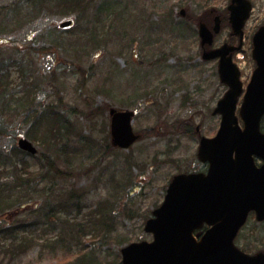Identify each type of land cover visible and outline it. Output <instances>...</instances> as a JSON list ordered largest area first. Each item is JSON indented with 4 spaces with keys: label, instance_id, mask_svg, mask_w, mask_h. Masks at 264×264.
<instances>
[{
    "label": "rangeland",
    "instance_id": "1",
    "mask_svg": "<svg viewBox=\"0 0 264 264\" xmlns=\"http://www.w3.org/2000/svg\"><path fill=\"white\" fill-rule=\"evenodd\" d=\"M9 1L0 0V62L7 64H1L0 82L10 81L15 97L0 107V115L8 124L30 122L54 106L68 117L60 123L74 138L61 146L79 151L66 159L60 145L44 144L53 119L35 125L37 141L28 139L39 153H50L66 177L40 181L38 159L24 157L37 182L0 187L27 206L0 217V264H71L82 251L73 225L88 250H95L96 264H120L124 246L152 239L144 227L172 178L203 169L197 131L207 138L217 134L221 117L212 113L227 87L218 61L203 60L198 30L200 23L214 26L219 16L222 31L214 47L232 41L231 0H86L80 22L68 30L54 26L68 20L66 14L43 18L32 11L31 0L16 6ZM249 1L253 12L243 49L234 56L245 87L256 67L252 38L264 25V0ZM9 37L15 44L8 47ZM111 108L137 111L133 128L142 138L129 150L108 142ZM108 212L115 219L99 235L91 221L99 224ZM237 245L250 254L264 251V222L253 215Z\"/></svg>",
    "mask_w": 264,
    "mask_h": 264
},
{
    "label": "water",
    "instance_id": "2",
    "mask_svg": "<svg viewBox=\"0 0 264 264\" xmlns=\"http://www.w3.org/2000/svg\"><path fill=\"white\" fill-rule=\"evenodd\" d=\"M233 32L240 37V46L224 45L205 51L203 58H220L221 80L230 90L214 111L222 115V124L213 139H202L199 158L210 164L208 175H181L174 179L165 203L154 212V219L146 224V232L153 233V243H134L122 250L123 264H264V254L249 256L234 245L239 229L251 211L264 220V163L256 165V158L264 162V134L260 122L264 115V27L253 38V58L257 69L248 85L240 116L236 117L239 97L243 93L240 72L233 63L232 53L242 48L244 27L252 5L247 0H232L229 7ZM73 21L64 22L68 28ZM221 31L220 20L211 31L200 25L202 46H212ZM112 142L127 149L139 136L132 127L133 112L111 110ZM22 150L36 153L26 139L19 140ZM204 223L212 226L197 242L195 230Z\"/></svg>",
    "mask_w": 264,
    "mask_h": 264
},
{
    "label": "trees",
    "instance_id": "3",
    "mask_svg": "<svg viewBox=\"0 0 264 264\" xmlns=\"http://www.w3.org/2000/svg\"><path fill=\"white\" fill-rule=\"evenodd\" d=\"M20 0H10V5L16 6ZM86 0H31L33 4L32 11L35 12L39 17L47 18V16L52 15L54 12L66 14L68 20H71L72 17L80 22V18H82L81 11L84 12V7L81 9V5ZM88 2H94L95 0H87ZM77 4V8L73 9L71 5ZM63 7H66L64 9ZM35 10V11H34ZM58 10V11H56ZM60 10H65V13ZM83 14V13H82ZM8 47L15 44L12 37L7 39ZM1 58V57H0ZM2 66H6V63L0 62V76L2 75ZM55 79L54 77L51 79ZM29 88H32L34 83L27 81ZM13 84L10 81L5 83L0 82V107L3 106L7 101H12V98L15 97L12 90ZM39 104V103H38ZM53 119L54 123L51 126H48L45 132V137L48 138V141H43L44 144H50V146L61 145L62 141L65 140V143H73L74 138L72 137L71 132L67 127L63 126L60 121L61 119H68L66 115L60 110H54V106H47L46 109L43 108L39 112V117L34 121L28 122L24 120L22 122H12L8 124L0 115V145L1 141L4 139L12 140L11 146H3L0 147V187L3 185H14L15 187H26L29 186L33 182H37V180L32 179L31 173L28 172L26 168V162L23 160L26 157V153L22 152L17 146V139L21 136L28 137L31 140L37 141L33 136L34 127L37 124H42L46 119ZM24 124V127L23 125ZM56 141L57 143H53ZM108 142L111 144V135L109 133ZM88 146V145H87ZM7 148V149H6ZM59 148V147H58ZM58 150V149H57ZM78 149L67 147V152L63 149L59 152H62L66 159H69L70 156L73 157L78 154ZM40 174H38V179L40 181H44L46 179L58 178L63 179L66 177L64 170L60 169L58 163L55 161L54 157L47 153L44 150H41L38 157ZM24 173H23V172ZM2 181V182H1ZM8 183V184H4ZM26 205H24L23 199L20 197H15L12 200V196L7 195L5 190L0 191V217L5 216L7 214H12L17 211H22L26 209ZM101 209L95 211V215L100 212ZM105 215V214H104ZM98 216H101L99 214ZM94 218V216H93ZM115 219V216H112V213L109 212L103 217L99 224H95L94 221H91V224L97 230L99 235H102L106 232L107 227L111 224ZM74 238L76 240L77 245H82V251L78 253L75 257L76 259L71 262V264H96L95 250L89 251V245H86L81 238L82 231L77 230V226L73 225ZM92 237V241H89L90 244H94L96 237H94L93 233H89ZM64 264H70V262H66Z\"/></svg>",
    "mask_w": 264,
    "mask_h": 264
},
{
    "label": "bare ground",
    "instance_id": "4",
    "mask_svg": "<svg viewBox=\"0 0 264 264\" xmlns=\"http://www.w3.org/2000/svg\"><path fill=\"white\" fill-rule=\"evenodd\" d=\"M21 138L19 137L18 139H17V146H18V148L20 149V146H19V140H20ZM27 139V138H26ZM31 144H32V146H33V148L36 150V153L35 154H32V153H30V152H27V151H23V150H21L22 152H24V153H26V158H28V157H31V158H33L34 160H36V159H38V157H39V150H38V148L35 146V144L33 143V142H31L29 139H27ZM65 143V140H63L62 141V143H61V145L62 144H64ZM59 146V148H58V150H62L63 149V151L65 150L66 152H67V147H65V146ZM86 168H88V169H90L91 167H86Z\"/></svg>",
    "mask_w": 264,
    "mask_h": 264
},
{
    "label": "flooded vegetation",
    "instance_id": "5",
    "mask_svg": "<svg viewBox=\"0 0 264 264\" xmlns=\"http://www.w3.org/2000/svg\"><path fill=\"white\" fill-rule=\"evenodd\" d=\"M212 26V25H211ZM231 40L232 41H229V42H233L234 41V37L231 35ZM230 40V39H229ZM228 42V43H229ZM231 44V43H230ZM231 46H238V44H232ZM236 55V54H235ZM207 231V227L204 226L201 230H198L195 232V237L198 238V239H201V237L204 235V233Z\"/></svg>",
    "mask_w": 264,
    "mask_h": 264
}]
</instances>
